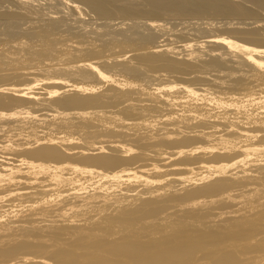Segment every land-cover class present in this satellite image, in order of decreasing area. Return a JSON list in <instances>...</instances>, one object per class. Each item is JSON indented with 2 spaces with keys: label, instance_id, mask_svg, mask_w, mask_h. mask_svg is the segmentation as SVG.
<instances>
[{
  "label": "bare ground",
  "instance_id": "6f19581e",
  "mask_svg": "<svg viewBox=\"0 0 264 264\" xmlns=\"http://www.w3.org/2000/svg\"><path fill=\"white\" fill-rule=\"evenodd\" d=\"M0 264H264V0H0Z\"/></svg>",
  "mask_w": 264,
  "mask_h": 264
}]
</instances>
